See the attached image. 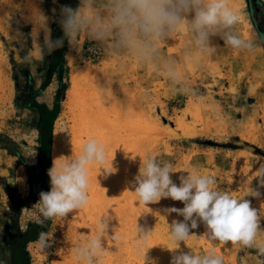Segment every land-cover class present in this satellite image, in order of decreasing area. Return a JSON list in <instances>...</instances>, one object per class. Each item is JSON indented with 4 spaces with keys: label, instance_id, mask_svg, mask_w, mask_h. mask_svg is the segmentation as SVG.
Returning <instances> with one entry per match:
<instances>
[{
    "label": "rangeland",
    "instance_id": "rangeland-1",
    "mask_svg": "<svg viewBox=\"0 0 264 264\" xmlns=\"http://www.w3.org/2000/svg\"><path fill=\"white\" fill-rule=\"evenodd\" d=\"M73 2L0 0V262L78 264L76 249L98 234L103 220L104 254L92 264H170L176 248L177 254L215 250L223 264H264L254 248L207 238L202 224L177 244L169 224L183 217L166 210L183 204L166 198L145 205L133 192L140 166L155 157L171 164L177 184L180 175L196 172L212 177L217 190L249 199L264 227V123L253 92V71L264 72V0H229L240 15L234 31L251 40V51L234 50L216 36L213 50L200 52L190 33L163 42L161 61L175 62L179 84L129 56L110 54L85 35L66 41L65 90L55 106L59 70L48 76L52 51L45 38L54 39L60 6ZM73 91L91 102L83 106L93 111V131L105 139L99 169L106 175L82 209L37 224L29 213L38 215L39 193L50 190L49 138L50 159L54 132L71 154L75 115L85 111L79 101L69 103ZM32 225L38 236L48 233L50 246L37 247ZM138 228L147 233L144 239Z\"/></svg>",
    "mask_w": 264,
    "mask_h": 264
},
{
    "label": "clouds",
    "instance_id": "clouds-1",
    "mask_svg": "<svg viewBox=\"0 0 264 264\" xmlns=\"http://www.w3.org/2000/svg\"><path fill=\"white\" fill-rule=\"evenodd\" d=\"M59 15L62 36L56 39L46 36L49 51L62 47L65 40L76 43L85 35L110 54H123L141 66L156 69L173 84L181 82L180 73L175 62L161 61L160 45L177 33H190L192 45L200 52H211V41L216 36L234 50L253 49L250 39L234 31L240 15L229 0H78L75 6L61 5ZM105 159V148L96 140H89L73 158L53 159L47 170L50 190L39 193L34 204L38 215L29 213L34 222L42 225L85 206L89 201V166L103 165ZM171 169L169 163L147 158L134 177L133 192L145 205L166 198L183 204L182 208L166 210L183 217L169 224L174 242H184L194 234L191 230L202 224L207 238L254 248L258 256L264 257V239H260L264 234L262 218L249 199H238L217 190L212 177L196 172L180 175L177 184ZM107 227L101 220L98 234L76 249L78 264H92L94 258L103 256ZM138 231L144 239L147 233L139 228ZM35 244L40 249L50 246L48 233L41 232ZM176 249L170 250L173 251L170 264H223L215 250L200 255L192 251L177 254Z\"/></svg>",
    "mask_w": 264,
    "mask_h": 264
},
{
    "label": "bare ground",
    "instance_id": "bare-ground-1",
    "mask_svg": "<svg viewBox=\"0 0 264 264\" xmlns=\"http://www.w3.org/2000/svg\"><path fill=\"white\" fill-rule=\"evenodd\" d=\"M4 75H5V73H4ZM253 83H254L253 84L254 85L253 86V89H254L253 92H254V94L256 96V100H257L258 114H259V117H260L262 123H264V72H260L259 67H257L253 71ZM1 84L2 83H0V85ZM74 89H76V87ZM84 93L86 94V92H84ZM80 95L81 96H78V94L75 95V91H73L69 96V101H70L69 103L79 101V105L81 106V104H82L81 110L85 109L84 112L82 111L79 115H78V113H77V116L75 115L74 130L76 131V133L73 134L72 139H71L72 140L71 154H70V152L66 153L65 147L63 146L59 135L56 132H54L53 137H52L51 166H52L53 159H59L61 157L73 158V157L79 155L82 151L83 146L89 140H96L98 144H102L104 146L103 143H105L104 142L105 139L100 138V137L98 138V135L95 133L96 131L95 132L93 131V125H94V123L92 122L93 121V118H92V116H93L92 112L93 111L91 112L89 110V108L84 107L85 104H87L86 102L88 101L87 100L88 98H86L84 94H80ZM89 103H91V102H88V104ZM71 104H73V103H71ZM83 104H84V106H83ZM88 104H87V107L89 106ZM74 106H76V105H74ZM86 109H87V111H86ZM262 128H264V127H262ZM97 132H98V130H97ZM96 136H97V138H96ZM103 168H105V167H103ZM107 171L108 170H106V172ZM99 172H100L99 165L92 164L89 166V189H88L89 193H93V191H95V187L97 185L96 183H97V180L99 179V176L101 175L104 177V175H106V174H104L105 170H103L102 173L100 172V174L98 175ZM69 214H72V213H69Z\"/></svg>",
    "mask_w": 264,
    "mask_h": 264
},
{
    "label": "trees",
    "instance_id": "trees-1",
    "mask_svg": "<svg viewBox=\"0 0 264 264\" xmlns=\"http://www.w3.org/2000/svg\"><path fill=\"white\" fill-rule=\"evenodd\" d=\"M77 1L78 0H74V2L73 3H70V4L73 5V6H75L77 4ZM260 13L262 14V16H264V10L260 9ZM259 32H260V36L262 38V42H264V34H262V31L260 29H259ZM60 36H62V31H61L60 26H57L54 29V39H56L57 37H60ZM66 41L67 40H65L64 45L62 47H58L56 50L52 51V53L50 54V56L48 58V60H49V72H48V76L51 77V74L53 72L55 73V70H57V69L59 70L58 71V89H57V94H56L57 95V98H56L57 101L55 103V106H57L58 101H59V98L61 97L63 91L65 90V85H64V83H62V80H63V78H62V72L65 69V54H66V51H67V43H66ZM49 79L47 80L48 81L47 83H49ZM33 106L39 108L40 105L39 104H35ZM41 134H42V132H41ZM45 142H43L44 143L43 151H44V147H45ZM50 148H51V136L49 138V155H48L49 159H48V168H47V170L51 166ZM40 152H42V149H40ZM43 158L44 157H43V152H42V154H40V159H39V165L40 166L42 165ZM47 170H46V172H47ZM37 228H38L37 225L30 226L29 233L30 234L31 233L34 234L33 235V238L31 240H34V239L38 238V235L36 233L37 232ZM25 235L26 234H24L21 238L18 239V243H22V241L24 240Z\"/></svg>",
    "mask_w": 264,
    "mask_h": 264
}]
</instances>
